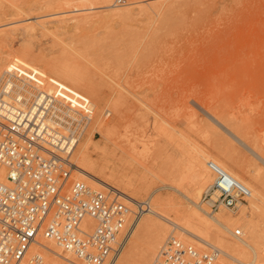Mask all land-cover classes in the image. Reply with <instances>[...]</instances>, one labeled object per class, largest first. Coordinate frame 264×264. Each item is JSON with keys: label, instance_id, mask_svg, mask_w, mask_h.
<instances>
[{"label": "rangeland", "instance_id": "obj_1", "mask_svg": "<svg viewBox=\"0 0 264 264\" xmlns=\"http://www.w3.org/2000/svg\"><path fill=\"white\" fill-rule=\"evenodd\" d=\"M0 57V91L10 77L7 67L15 65L73 92L59 95L79 104L78 135L95 131L88 140L93 161L101 165L103 153L116 152L119 164L121 148L137 146L140 163L121 176L143 174L138 201L155 194L184 209L175 190L191 186L200 156L219 159L264 193V0H0ZM75 176L72 182L79 181ZM214 178L212 172L201 190V205ZM240 209L224 211L233 217ZM169 213L157 219L168 234L151 264L172 237L200 252L241 244L219 225L202 244L188 233L195 229ZM244 218L228 230L241 229L242 239H250L243 225L253 218L259 257L247 249L236 263L222 255V264H264V207L245 210Z\"/></svg>", "mask_w": 264, "mask_h": 264}, {"label": "built area", "instance_id": "obj_2", "mask_svg": "<svg viewBox=\"0 0 264 264\" xmlns=\"http://www.w3.org/2000/svg\"><path fill=\"white\" fill-rule=\"evenodd\" d=\"M55 100L54 96L33 98L20 107L0 95V173L5 170L0 178V264H48L40 252H32L40 237L54 241L78 260L68 264H108V260L112 264L127 242L131 209L111 191L71 181L70 151L76 138L73 130L63 134L50 125L58 123ZM213 169L216 179L204 193V204L216 211L236 209L249 190L224 171ZM136 206L137 216L150 208L148 201ZM88 218L97 222L95 230L85 227ZM156 264L222 263L218 251L209 247L200 252L172 237Z\"/></svg>", "mask_w": 264, "mask_h": 264}, {"label": "bare ground", "instance_id": "obj_3", "mask_svg": "<svg viewBox=\"0 0 264 264\" xmlns=\"http://www.w3.org/2000/svg\"><path fill=\"white\" fill-rule=\"evenodd\" d=\"M63 15L65 14L62 13V16ZM20 58L17 57L15 58V60H18L19 62H24ZM3 64H4L3 58L0 57V68L1 66H3ZM7 68L8 70L6 74L10 75V77L9 79L4 78V86L0 91V95L4 94L5 100L11 101V103H14V105L16 102V104L20 107L28 105L33 98H36L37 101H41L51 96L56 97L57 100H55L56 103L53 109V114H54V119L58 123L53 122L50 125L56 126V128L60 130L63 134L66 133L68 130H73V132L75 133L76 142H74L71 145V151H70L71 152L70 159L73 163L72 174L76 173L75 177L79 181L83 182L84 180L89 179L95 185L97 184L99 187H94L91 184L84 181V183L89 185L92 189L95 188L94 190L99 189L98 191L107 190V192L109 191L113 192L119 197V199L123 203H125L131 209V214L128 217L131 230L126 239L127 242L125 241L126 244L124 248L117 255V257H115V259L112 261V264L117 263V261L120 259L124 251L125 254L117 264H151L157 252L159 251L160 246L163 244L168 234V228L162 223H160L159 220H157L159 218L161 220L168 219L165 216V211H170L172 213H175V216L179 217L180 221L188 225L190 228L195 229L197 232L189 231L187 229L186 230L189 231L188 233L193 235L195 238L202 241V244L204 243L203 241H207V238L209 237L208 230L210 231L216 229L215 228L216 225L224 227V229H226L228 233H230L232 236L234 235V238L236 237L238 240H241L240 241L241 244L239 245L237 244L238 246L236 247H231L229 251H225V250L223 251L221 249H217L216 246H211L209 242L208 243L205 242L207 245L209 244L211 246L210 247L211 249L218 251L219 260H223L221 257L223 255V257L227 256L228 258H231V260L234 261L235 263L240 262L239 260L241 258L243 259L248 256L249 250L247 249H251L252 251H254L255 256L257 255V259H258L259 257L258 250L260 249L261 246V236L260 234L258 235L257 222L254 221L253 218L252 219L248 218L245 220L243 227L247 232L251 234L250 239L248 238L242 239L244 235L241 229H237L235 231L230 230L231 232L228 229L230 228L229 225L232 226V224L234 223L237 224L241 220L246 218V217L244 218L245 210H250L254 213L260 212L262 210V208L264 207V193L262 191H257L251 186L249 187L247 183H245L237 174L231 171L227 167V165L223 164L222 161H220L219 159L211 156H202V157L200 156V158L197 160V163L195 165L191 186H189L188 188L186 187L187 189H185L184 191L174 187L176 188V190L175 189L174 190L180 192L179 194L182 195V197L185 198L186 200L187 205L184 209H180L179 205H177L171 199L165 200L160 198L159 196L155 197V194H153L150 196V199L153 201V205H151L150 199L146 200L148 201L150 208L149 209L147 208L146 212L141 213V216L140 215L137 216L136 205L140 201L136 199L137 198L136 194L142 193L144 191L145 179L143 178V174H141L142 178L138 177L136 174L133 176V178H125L121 176L123 175V172H126L127 170L131 171L132 168L134 167L135 162L140 163L139 160L136 159V155L137 156L140 155L137 146L134 145L133 147L128 149L122 147L121 152L123 154L122 156L123 159L121 160L122 162H120L119 164H115L117 157L116 152L115 153L113 152V155H111V157H109L107 152L103 153L101 159H104V162L101 165L98 164L97 162L92 160L91 154L88 150L90 146V143L88 142L89 137L90 138L93 137L95 131L93 132V130H90L88 128L85 131H82L78 135L77 130L81 125L80 123L81 119H79L81 118V116L79 115L78 113L79 111L77 110L79 104L76 101L73 102L71 100H64V98L60 96L65 94H72L73 92L68 91L69 89L67 90L66 89L67 87L60 86L58 83H53L47 79H46L47 83H42L40 79L38 80V78L35 76L34 73L28 70H25L22 73H20L19 72L20 70L18 71L15 65H10ZM51 73L52 72H50V74ZM15 75L17 76L15 77ZM15 83L17 84L15 85ZM60 88L61 90H59ZM4 90L9 94L5 95V93L3 92ZM123 126L126 127V123H123ZM84 142L86 143L83 146L82 144ZM72 155L73 156L75 155L74 161L72 160ZM206 167H208L210 170L207 169ZM213 168L224 171L234 180L238 181V183L246 187L247 190H249L250 192V195L248 197H246L245 199L239 202V205L237 206L236 209H240V208L241 209L236 216L231 217L227 215L226 212L224 211L225 209H228L226 207H220L219 210L216 211L209 209L206 206L207 209L203 210V206H202L204 203L203 198H202V205L201 202H199L201 190L208 183L211 177V173L215 172ZM108 170H110L109 176H107V172H109ZM4 174H5V170L1 169V173H0L1 179H3ZM177 179H181V178L177 176ZM215 179H216V175L213 183L209 187H211L214 184ZM112 182H115L118 185V187L114 186ZM119 186L121 187V189L123 188V190L119 189ZM209 187H207L205 192L208 190ZM126 191L129 192L131 195H129ZM218 195L219 193L215 192L214 198H217ZM247 199L249 201L248 204L245 203ZM203 211L207 215H205ZM168 222L170 221L168 220ZM171 222L174 223L173 221ZM84 224L85 227L88 226L94 230L98 226L97 222L92 218H88ZM176 225L179 226L180 224L178 225V223H176ZM182 229L185 230V228ZM32 252H40L47 259L48 264H68L69 262H78V260L74 256H72L71 253H64L62 251V248L59 247L54 241L46 239L44 237L39 238L37 245L32 247ZM109 262L110 260H108V264ZM253 263H256V258L253 261Z\"/></svg>", "mask_w": 264, "mask_h": 264}]
</instances>
